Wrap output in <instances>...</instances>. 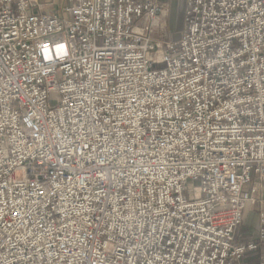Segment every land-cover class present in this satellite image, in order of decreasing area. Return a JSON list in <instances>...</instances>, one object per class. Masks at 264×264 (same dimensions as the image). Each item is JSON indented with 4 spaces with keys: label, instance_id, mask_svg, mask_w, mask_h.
<instances>
[{
    "label": "built area",
    "instance_id": "1",
    "mask_svg": "<svg viewBox=\"0 0 264 264\" xmlns=\"http://www.w3.org/2000/svg\"><path fill=\"white\" fill-rule=\"evenodd\" d=\"M67 1L0 0V264H264V0Z\"/></svg>",
    "mask_w": 264,
    "mask_h": 264
},
{
    "label": "rangeland",
    "instance_id": "2",
    "mask_svg": "<svg viewBox=\"0 0 264 264\" xmlns=\"http://www.w3.org/2000/svg\"><path fill=\"white\" fill-rule=\"evenodd\" d=\"M44 3H48V0H43ZM169 2H171L173 4V8H174V14L172 16V20H170L169 25L166 24L165 19H167L165 12H166V5H165V12L162 14L165 17L163 18V21H161V18L158 19L157 23L158 26L155 29L154 32V39L158 42H166V41H171V40H175L178 41L181 36H182V32L184 29V3L183 0H168ZM50 5L47 7L49 10V12L52 13H59L62 11V8L66 5H68V1L67 0H50ZM164 4V3H163ZM65 16L67 17V14H65ZM160 20V21H159ZM251 212H252V208H251ZM247 222V220H246ZM244 222L243 225L240 227L239 230V234L240 232H242L243 234L249 232V233H253V231L255 230L254 228L256 226L250 227L249 225Z\"/></svg>",
    "mask_w": 264,
    "mask_h": 264
},
{
    "label": "crops",
    "instance_id": "3",
    "mask_svg": "<svg viewBox=\"0 0 264 264\" xmlns=\"http://www.w3.org/2000/svg\"><path fill=\"white\" fill-rule=\"evenodd\" d=\"M160 1L166 5L165 15L167 19L163 21V18L165 17L164 15H161L159 19L161 18V21L166 22V24L169 25V22L170 20H172V16L174 14L173 4L169 2L168 0H160ZM183 3H184V11H183V14H184L185 0H183ZM248 189L255 190L254 196L257 199V203L254 207H252V212L251 211L246 212L244 222H246L247 220L246 223L249 225V228L253 226H256V227L254 228L255 230L253 231V233H249L250 231L245 234L240 232V235L243 237V240H250L255 235L256 231L259 228V216H260V213L264 211V175L261 176V175L253 174L252 181L249 184Z\"/></svg>",
    "mask_w": 264,
    "mask_h": 264
}]
</instances>
